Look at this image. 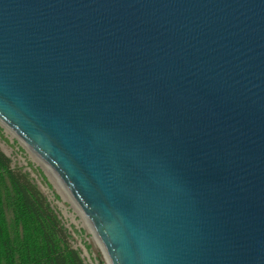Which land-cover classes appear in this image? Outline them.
I'll return each mask as SVG.
<instances>
[{
  "label": "water",
  "instance_id": "obj_1",
  "mask_svg": "<svg viewBox=\"0 0 264 264\" xmlns=\"http://www.w3.org/2000/svg\"><path fill=\"white\" fill-rule=\"evenodd\" d=\"M0 122L109 264H264V0H0Z\"/></svg>",
  "mask_w": 264,
  "mask_h": 264
},
{
  "label": "trees",
  "instance_id": "obj_2",
  "mask_svg": "<svg viewBox=\"0 0 264 264\" xmlns=\"http://www.w3.org/2000/svg\"><path fill=\"white\" fill-rule=\"evenodd\" d=\"M28 174L0 150V264H85Z\"/></svg>",
  "mask_w": 264,
  "mask_h": 264
},
{
  "label": "rangeland",
  "instance_id": "obj_3",
  "mask_svg": "<svg viewBox=\"0 0 264 264\" xmlns=\"http://www.w3.org/2000/svg\"><path fill=\"white\" fill-rule=\"evenodd\" d=\"M0 150L10 159L11 166L27 173L46 197L68 231L72 246L80 252L85 264H109L88 220L59 178L1 122Z\"/></svg>",
  "mask_w": 264,
  "mask_h": 264
},
{
  "label": "bare ground",
  "instance_id": "obj_4",
  "mask_svg": "<svg viewBox=\"0 0 264 264\" xmlns=\"http://www.w3.org/2000/svg\"><path fill=\"white\" fill-rule=\"evenodd\" d=\"M7 128V127H6ZM21 141V140H20Z\"/></svg>",
  "mask_w": 264,
  "mask_h": 264
}]
</instances>
